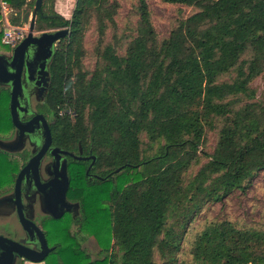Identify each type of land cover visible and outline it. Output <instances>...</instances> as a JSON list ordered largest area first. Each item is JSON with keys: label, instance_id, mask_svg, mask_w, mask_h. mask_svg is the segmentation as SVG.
I'll list each match as a JSON object with an SVG mask.
<instances>
[{"label": "trees", "instance_id": "1", "mask_svg": "<svg viewBox=\"0 0 264 264\" xmlns=\"http://www.w3.org/2000/svg\"><path fill=\"white\" fill-rule=\"evenodd\" d=\"M54 1L44 0L55 16L38 15L36 29L70 32L49 61L45 111L56 144L96 155L105 178L71 175L80 213L45 223L55 246L46 264H264V224L194 225L208 202L246 192L264 171V100L252 85L264 76V0H162L195 9L179 7L163 37L148 0H124L123 27V0H76L71 18ZM9 2L12 24L25 25L33 3ZM3 30L0 14L10 49ZM10 100L0 86V136L13 128ZM18 170L0 149V191ZM89 237L101 246L94 259Z\"/></svg>", "mask_w": 264, "mask_h": 264}, {"label": "flooded vegetation", "instance_id": "2", "mask_svg": "<svg viewBox=\"0 0 264 264\" xmlns=\"http://www.w3.org/2000/svg\"><path fill=\"white\" fill-rule=\"evenodd\" d=\"M30 54L27 60L31 62V65H25L22 75L23 88L19 98L22 110H19V115L23 123H27L36 115H44L52 134V142L40 160L37 170L33 167L26 170L22 174L21 182L18 185V177L21 171L27 166L30 159L42 149L45 143V127L42 120L35 123L31 131L25 133L23 142L18 148L15 147L18 145L16 140L19 137V129L14 125L13 120V128L6 134H1L0 140L11 143L12 148L0 146V149L19 164V170L10 185L0 191V235L17 241L26 247L41 250L38 234L33 225L27 223V220L33 221L44 232L48 246L54 248L55 246L49 242L45 223H50L59 218H66V221L74 223L80 213V203L68 197L69 189L65 202H61L59 198L61 188L59 180L63 179L61 175L64 173L65 168L69 177V188L70 178L73 174L84 172L90 179H104L105 177L101 174L104 169L99 170L97 168L96 155L85 152L81 145H79L77 151H73L56 144L52 131L53 116L46 112L44 107L45 97L50 88V75L48 84L41 82L38 85L41 76L39 73L40 66L43 61H35L31 52ZM49 61L50 58L47 60L46 69L48 71ZM0 86L9 87L11 92L10 84H0ZM33 96L37 101L35 106L32 102ZM64 112L61 111L62 114ZM54 149H57L56 153H53ZM63 151H67L69 154ZM50 193L53 194L54 199L49 205L58 217L45 209V196ZM22 219L26 221L28 228L25 227ZM5 246L10 245L5 244ZM2 253L3 251L0 249V255ZM25 262H28V260L20 257L15 252L13 253L12 264H24Z\"/></svg>", "mask_w": 264, "mask_h": 264}, {"label": "water", "instance_id": "3", "mask_svg": "<svg viewBox=\"0 0 264 264\" xmlns=\"http://www.w3.org/2000/svg\"><path fill=\"white\" fill-rule=\"evenodd\" d=\"M43 3L44 0H36L35 6L33 9L30 25H29V32L27 36L13 49L11 54H0V84H10L11 85V100H10V110H11V116L14 125L19 129V137L16 140L15 148H18L21 146V143L23 142L24 135L27 131H31V128L35 123H38L42 120L43 125L45 127V136L46 140L42 147V149L34 155L27 166L21 171L19 177H18V185L21 182L22 174L28 170L29 168L33 167L35 170H37L40 160L44 156L45 152L49 148L52 142V134L48 125V122L46 120V117L42 114L34 116L32 119H30L27 123H23L20 119L19 110H22V107L20 106V96L22 94V75L25 65L30 66L31 62L27 60V58L30 57V52L32 53V56L35 61L42 60V64L40 66V81H38V85L41 84V82H45V84H48L49 75L50 72L46 69L47 67V60L52 57L54 53V48L58 45L61 39L66 37L70 30L68 27L64 28H58L54 31H44L39 35L35 34L36 31V22L38 15H42L43 17L46 16H55L53 14L46 15L43 12ZM0 146L1 147H11V143L5 142L0 140ZM57 149L53 150V153H56ZM65 153H68L67 151H63ZM69 154V153H68ZM63 178L62 180H59V184L61 185L60 188V200L61 202L66 201V194L69 189V177L66 171V168L64 170V173L61 175ZM53 194H49L45 196L44 204L45 209L52 213L55 217H58V215L51 210V207L49 205L50 202L53 201ZM22 222L24 223L25 227L28 228L27 223H30L33 225V228L38 234L39 242L41 244V250H35L30 247H26L22 245L21 243L14 241L12 239H9L7 237L0 235V249L3 251V253L0 255V264H12L13 262V253H17L20 257L27 259L28 261L37 263L42 262L45 260L46 256L49 254L50 251H52L54 248H50L48 246V242L46 240L44 232L33 222L30 220H27V223L24 219H22ZM10 245V246H5Z\"/></svg>", "mask_w": 264, "mask_h": 264}, {"label": "rangeland", "instance_id": "4", "mask_svg": "<svg viewBox=\"0 0 264 264\" xmlns=\"http://www.w3.org/2000/svg\"><path fill=\"white\" fill-rule=\"evenodd\" d=\"M36 0H29L33 5L26 6L25 11L29 13L28 21H25V25L29 27L33 9ZM150 9L152 11V21L158 34L163 37L168 35L171 24L175 16L177 15V10L179 7H183L185 15H189L194 12L193 7H185L179 4L165 3L162 0H148ZM76 0H55L54 10L63 15L66 18H71L73 9L75 7ZM50 7V6H49ZM52 8V6H51ZM130 10V4L126 1H122V8L117 17V22L120 27L124 26L126 15ZM16 12L12 13L11 16L14 17ZM56 29H50L45 31H54ZM44 31H38L36 29L35 34L39 35ZM96 39V34L93 29H91L86 35V44L89 49ZM12 49L0 46V54H11ZM94 63L93 59L88 57L86 59V64L92 66ZM253 87L256 89L257 97L264 100V76L256 78L253 83ZM7 87V86H5ZM33 106L37 104L35 96L32 97ZM7 133V132H6ZM3 133V134H6ZM209 150L212 151L215 142L216 134H209ZM213 218H229L236 220L240 223L248 225H262L264 224V171H261L253 180L250 188L246 192L240 190H235L227 197L221 201L208 202L204 208L197 214L194 225L200 226L205 222V220ZM75 228V226H74ZM83 247L87 249L90 253L91 258H97L101 250V246L98 241L89 237L83 241ZM24 264H46V262L34 263L25 262Z\"/></svg>", "mask_w": 264, "mask_h": 264}, {"label": "built area", "instance_id": "5", "mask_svg": "<svg viewBox=\"0 0 264 264\" xmlns=\"http://www.w3.org/2000/svg\"><path fill=\"white\" fill-rule=\"evenodd\" d=\"M15 10L9 0H0V14L3 23L2 44L12 50L27 36L29 27L26 25H13L11 22Z\"/></svg>", "mask_w": 264, "mask_h": 264}]
</instances>
